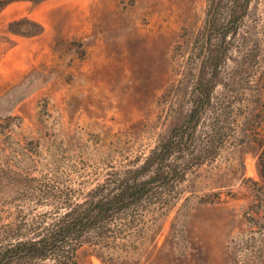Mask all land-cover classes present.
Instances as JSON below:
<instances>
[{
	"label": "rangeland",
	"instance_id": "374dc122",
	"mask_svg": "<svg viewBox=\"0 0 264 264\" xmlns=\"http://www.w3.org/2000/svg\"><path fill=\"white\" fill-rule=\"evenodd\" d=\"M231 1L6 4L0 10V200L26 193L25 177H58L88 190L184 125L206 20L216 9L225 15ZM23 18L41 32L7 31ZM237 36L244 42L236 41L213 72L211 99L231 103L236 132L216 156L187 172L141 257L111 260L85 245L79 264H264L258 169L264 118L254 92L264 72V0L251 1Z\"/></svg>",
	"mask_w": 264,
	"mask_h": 264
},
{
	"label": "trees",
	"instance_id": "16d2710c",
	"mask_svg": "<svg viewBox=\"0 0 264 264\" xmlns=\"http://www.w3.org/2000/svg\"><path fill=\"white\" fill-rule=\"evenodd\" d=\"M10 1L0 0V10ZM251 1L232 0L225 15L216 9L206 20L194 101L184 125L88 190L58 177H25L26 193L9 203L0 200V264H79L78 251L85 245L111 260L143 255L147 235L178 198L187 172L216 156L229 132H236L231 103H211L218 83L213 72L236 41L243 44L237 35ZM7 31L32 35L41 26L23 18L9 23ZM255 82L256 110L264 118L263 71ZM258 169L264 188V139Z\"/></svg>",
	"mask_w": 264,
	"mask_h": 264
}]
</instances>
